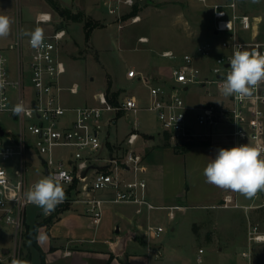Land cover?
Listing matches in <instances>:
<instances>
[{
    "label": "built area",
    "instance_id": "built-area-1",
    "mask_svg": "<svg viewBox=\"0 0 264 264\" xmlns=\"http://www.w3.org/2000/svg\"><path fill=\"white\" fill-rule=\"evenodd\" d=\"M100 1L107 13L119 20L123 10L131 9L136 2ZM197 1L210 8L212 36L200 41L194 52L177 55L172 50H163L161 56L175 59L170 77L167 82L145 83L148 97L144 104L134 96H126L112 105L104 91L93 94V104H63L62 91L75 94L78 85L62 84L66 68L61 49L65 29L61 27L44 33V46L40 49L31 47L29 37L20 34L5 49L0 48V78L6 81L0 89V112H7L19 127L16 132L7 130L0 136V225L12 229L11 246L6 253V248L0 245V262L19 261L25 208L31 204L23 193L36 182L27 177L31 165L26 161L28 152L40 161L42 177L56 175L60 180L66 195L59 205L81 204L95 222L107 205L115 203L133 204L136 213L165 208L167 215L173 217L172 210L178 206H157L147 198L145 152L135 147L141 135L137 120L126 134L122 148L110 150L109 127L116 122L119 111L152 112L174 148L215 140L226 141L231 147L245 143L264 147V84L250 98H226L218 90L235 46L264 54V41L257 38L260 20L244 12L238 0ZM128 18L136 22L140 16ZM50 20V12H39L35 17L36 28ZM5 50L15 53L14 72L8 67ZM137 75L141 76L134 68L126 72L129 78ZM192 85L205 89L208 97L205 102H187L182 97V91ZM17 103H23L26 109L19 115L12 112ZM10 162L14 165L7 168ZM236 196L235 192L224 194L218 206L244 210L264 207V192L248 204H239ZM164 230L160 223H148L144 234L148 239H158ZM259 243H264V229L248 219L245 248L240 256L250 262L253 247ZM202 253L199 248L197 262H202Z\"/></svg>",
    "mask_w": 264,
    "mask_h": 264
},
{
    "label": "rangeland",
    "instance_id": "rangeland-1",
    "mask_svg": "<svg viewBox=\"0 0 264 264\" xmlns=\"http://www.w3.org/2000/svg\"><path fill=\"white\" fill-rule=\"evenodd\" d=\"M57 1L72 13L80 14V20L63 18L46 1L48 9L45 11L51 13V20L40 23V28L45 34L51 33L58 27L65 29L61 49L66 72L62 76V84L78 85L75 94L62 91V102L67 105L95 103L93 94L99 91L105 92L107 81H110L112 90H121L119 100L126 96H134L144 104L147 101V88L139 83L130 82L126 72L133 67L127 65H135L143 59L153 57L160 62V66L163 65L161 68H156L153 75L158 78H165L164 75L170 77V69L175 59L160 57L156 55V51L171 49L177 55L183 51L194 52L198 42L212 36L210 8L197 0H138L136 13L140 19L136 22H131L128 17L123 18L129 9L123 10L124 14L122 13L119 20L115 15L107 13L100 0ZM224 1L226 0H208L209 3ZM238 2L244 12L259 18L257 38L264 41V0L255 3L253 0H238ZM44 7L42 0H0V14L13 19V31L17 28L25 31L34 30V16L38 11H43ZM87 20L96 26L91 31L89 39L85 40L83 24ZM142 35L146 36L149 42H139L137 38ZM4 42H7L6 38L0 39L2 49L6 48L1 46ZM5 53L8 57V67L14 72L15 53L12 50H5ZM197 63H200V60H197ZM204 90L202 87L192 85L187 91H182L181 95L185 100L188 98L196 103L205 102L208 97ZM135 120L139 122L138 129L141 132L135 144L136 149L143 150L146 154L156 144L173 147L168 136L163 132L157 133L160 132V125L153 113L141 109L136 114L123 111L122 115L116 117V122L109 127L108 132V140L111 141L108 146L111 151L115 147L122 148L125 136L133 127ZM0 125L5 131L16 132L19 128L17 121L7 112H0ZM147 133L153 135L151 140L153 142L147 140ZM212 144L228 148L218 142ZM197 145L200 144L193 146ZM187 150H176L174 157L168 160L170 188L182 186L187 195L193 198L197 194H206L217 189L218 187L206 183L203 176V169L208 163L207 158L201 162L202 155L186 154ZM26 161L31 163L27 170L28 179L37 181L42 178V165L36 156L28 152ZM13 165L14 162L6 164L7 168H12ZM236 198L239 204H248L252 201L238 193ZM169 201L187 206L174 208L172 218L167 215V209H154L150 223L159 222L164 226L165 230L160 240L167 247H174L176 255L182 256L183 264H220L219 257H213V253L218 254L216 248L218 245L222 246V250L227 252L229 257L235 256L245 248L243 244L247 221L242 216L244 210L242 207L222 208L216 206V203H205L202 206L200 203H188L189 200L185 197L178 199L172 197ZM68 206L69 203H62L59 208ZM40 209L33 204H27L26 221L31 222L33 213L36 212L34 210ZM250 220L264 229V207L252 209ZM172 225L175 226L174 231L171 230ZM25 230L26 228L23 233ZM11 236V228L0 229V245H10ZM207 240H211L212 250L207 249L206 255L202 254V262H197V246L204 247ZM24 241L22 235L20 247ZM26 243L30 246L29 241ZM22 251L24 253L26 249L22 247ZM253 256L252 264H264V243L254 247ZM243 260L246 261L245 258ZM30 264H38L34 250Z\"/></svg>",
    "mask_w": 264,
    "mask_h": 264
},
{
    "label": "crops",
    "instance_id": "crops-1",
    "mask_svg": "<svg viewBox=\"0 0 264 264\" xmlns=\"http://www.w3.org/2000/svg\"><path fill=\"white\" fill-rule=\"evenodd\" d=\"M42 1L45 6L43 11H45L48 9V4L45 0ZM43 11H38L35 14L34 29L36 28L35 17L39 12ZM38 26L40 27V23ZM20 30V28L15 29V31L12 29L10 35L6 37L7 42H4L1 46L7 47L8 44L11 43L20 33ZM141 37L146 36L142 35L138 37L137 40L139 42H149L147 37V40L145 41L140 40ZM163 50L168 49L156 51V55L161 57L160 53ZM127 66L133 67L138 74H141V76L137 75L132 78L128 77L130 82H136L144 85L145 87V83L152 84L167 82L169 79V76L166 75H162L165 78H158L153 75L156 68L163 67V65L160 66V62L153 59V57L143 59L138 64ZM146 96L148 97V90ZM190 100L193 101L192 103H196L193 99H186L187 102H191ZM157 133H161V130ZM147 138L148 141L153 142L151 141L153 135L150 133H147ZM215 142L225 144L228 148H231L230 143L215 140L207 142L206 144L202 143L197 146H193L196 145L193 144L192 147H189L190 150L188 148L186 154L194 153L195 155H202L201 162L206 160V158L207 162H209L211 158H215L218 149L223 148L212 144ZM175 152L177 151L171 145L156 144L145 154L147 198L157 206H187L185 204L169 201L172 197L176 199L185 197L189 200L188 203L191 204L200 203V205L204 206L205 203H216V206H218L224 194L231 191L217 188L212 192H207L206 194H197L193 198V196L187 195L182 186L170 188V169L167 168V165L168 160L174 157ZM214 204H212V206ZM153 210L154 209H143L141 213H136L135 205L133 204H110L103 209L100 220L95 222L86 212L83 205L74 203L64 209L62 208V210L49 224L39 225L36 234L37 244L43 252L45 264H183V259L181 258L182 256L176 255L177 252L173 246L167 247V245L161 241L160 238L148 239L145 236L144 228L151 222L150 217ZM34 211L33 220L31 222H27L25 210V222H27L30 226H32L34 222L47 216L43 213L42 209ZM251 211L252 210L242 211V216L245 217L246 221L250 219ZM3 228L8 229L10 227L5 224H1L0 229ZM171 230H175L174 225L171 226ZM245 239L246 234L243 246H245ZM257 245L258 244L254 245V247ZM2 246L7 249L11 246V243L10 245ZM210 247L211 240H207L204 247L197 246L196 253H198L199 248H202V254L206 255V250L211 249ZM216 248L218 250V254L213 253V257H219L221 262L220 264H252V261L248 262L247 260H243L240 253L233 257H229L227 252L222 250L221 245H218ZM29 249L31 256L32 250L36 252L38 264H40L39 251L31 245L29 246ZM254 256H252V258Z\"/></svg>",
    "mask_w": 264,
    "mask_h": 264
},
{
    "label": "clouds",
    "instance_id": "clouds-1",
    "mask_svg": "<svg viewBox=\"0 0 264 264\" xmlns=\"http://www.w3.org/2000/svg\"><path fill=\"white\" fill-rule=\"evenodd\" d=\"M13 23L12 18L0 14V39L10 35ZM19 34L29 37V43L34 49L44 46V32L40 27L32 31L21 29ZM261 84H264V54L235 46L229 58L226 76L218 84L220 94L226 98H250ZM5 85L6 81L0 78V89ZM25 111L23 103H17L12 108L15 115ZM203 176L206 183L222 190L238 193L247 199L255 198L264 192V147L245 143L220 148L215 158H211L203 169ZM65 195V189L56 175L40 178L23 193L26 200L41 208L45 215L51 214L63 202ZM13 264L27 262L14 260Z\"/></svg>",
    "mask_w": 264,
    "mask_h": 264
},
{
    "label": "trees",
    "instance_id": "trees-1",
    "mask_svg": "<svg viewBox=\"0 0 264 264\" xmlns=\"http://www.w3.org/2000/svg\"><path fill=\"white\" fill-rule=\"evenodd\" d=\"M50 6L63 18L66 19H73V20H80V14H74L72 13L69 9L63 7L60 5V3L57 0H46ZM138 0H136L135 4L132 6L131 9L128 10V12H126V14L123 15L124 17H128L130 15H134L137 14V5H138ZM96 26V24H92L89 20L85 21L83 24V32H84V39L88 40L91 31L93 30V28ZM121 90H112L111 89V83L110 81H107V85H106V90H105V94L107 97V100L112 104V105H117L119 102V94H120ZM122 115V112L119 111L116 113V117ZM165 134V133H164ZM167 136V134H165ZM192 144H189L187 146H182L180 148H174L177 151H184L186 149H188ZM66 208V207H65ZM64 209V208H63ZM62 210V208H59V206H57L55 208V210L53 212H51V214H48L47 216H45L44 218H42L39 221H36L32 224V226H30L27 222H25V232L23 233L24 236V242H22V246L20 248V257H19V261H26L27 264L30 263V259H31V254H30V249L28 244L26 243V241H29V244L31 246H33L34 248H36L39 251V256H40V264H45L44 261V255L43 252L41 251V249L39 248L38 244H37V240H36V234H37V228L39 227V225L41 224H49L54 217H56V215ZM30 229V231H29ZM22 247L26 249V251L23 253L22 251ZM0 264H9L8 262H0Z\"/></svg>",
    "mask_w": 264,
    "mask_h": 264
},
{
    "label": "water",
    "instance_id": "water-1",
    "mask_svg": "<svg viewBox=\"0 0 264 264\" xmlns=\"http://www.w3.org/2000/svg\"><path fill=\"white\" fill-rule=\"evenodd\" d=\"M5 130L2 128V126L0 125V136H2L4 134ZM45 172L47 173V170H45ZM85 172V170L82 172V174ZM4 252H7V249H4Z\"/></svg>",
    "mask_w": 264,
    "mask_h": 264
}]
</instances>
